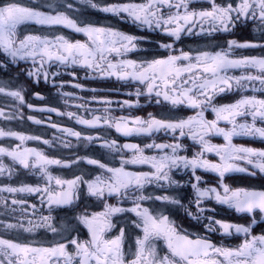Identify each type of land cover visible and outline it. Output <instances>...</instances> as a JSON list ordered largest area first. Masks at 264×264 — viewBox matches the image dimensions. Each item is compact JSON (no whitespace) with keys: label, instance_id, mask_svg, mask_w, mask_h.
Segmentation results:
<instances>
[{"label":"snow or ice","instance_id":"6c2138e0","mask_svg":"<svg viewBox=\"0 0 264 264\" xmlns=\"http://www.w3.org/2000/svg\"><path fill=\"white\" fill-rule=\"evenodd\" d=\"M78 70L127 98L97 96ZM42 83L63 108L29 101L47 99ZM141 98L159 113L136 114ZM25 117L51 139L12 126ZM0 121V264H264V190L230 183L264 179V147L234 142L264 143V0H4ZM21 169L35 182H14Z\"/></svg>","mask_w":264,"mask_h":264},{"label":"flooded vegetation","instance_id":"af4514ba","mask_svg":"<svg viewBox=\"0 0 264 264\" xmlns=\"http://www.w3.org/2000/svg\"><path fill=\"white\" fill-rule=\"evenodd\" d=\"M4 0H0V3H3ZM23 3H31V0H22ZM36 6V5H33ZM88 19H91L93 22H99V23H109L112 24L114 27L120 28L123 31L126 32H132L135 34H139V30L136 29L133 25L131 24H126L121 22L120 20L116 19V18H111V17H104L103 14H94L88 17ZM67 31V30H64ZM70 35H74V34H70ZM149 38L154 39L156 37V34L152 33V34H148ZM253 36L252 33V29L249 28L247 31L244 32H237L236 35L233 37L235 39L240 40L241 42L245 39H251ZM196 38H188L186 37L183 43V47H189V46H195L194 45V41ZM253 53L256 55H260V51L259 50H253ZM79 71V75L81 77V83H83L85 85L86 88H96L98 89V92L96 93L97 96L100 97H110L112 100H123L126 99L127 97L124 95L125 92L129 91L128 88L126 87H121L120 84L118 82L115 81V79H93V80H84V72L83 70H78ZM65 81H71L72 78L70 76H65L64 77ZM38 90L47 98L46 100H38L35 99L34 96L29 95L28 99L31 103L37 105V106H45L48 104H52L54 106L63 108L64 105L60 102V97L57 95L56 89L52 88L51 85H44L43 83L39 86ZM66 91L69 92H73L77 95H83L85 97L86 100H91L93 93L91 92H84V93H80L78 90L76 89H72L70 86H67L65 88ZM132 99H135L134 97ZM234 98L229 96V97H224L222 98L221 102H232ZM75 101L69 100V103L72 104ZM141 104L144 105V107L142 109L139 110H133L134 112H136V114L141 115L146 117L147 114L149 112H154V113H159V109L155 106V105H148L146 99L141 98ZM89 107H99L96 104H90ZM25 113L28 112L27 109L24 110ZM186 114H192L190 110H185ZM117 115L119 114V112L116 113ZM33 115L37 116L38 118H43V114L36 112L33 113ZM52 115V120L56 121V122H60L64 125L70 126L74 129L79 130L80 126L76 125L74 121H69L66 117L64 118H60V117H56L55 114H51ZM208 118H212L211 113H208ZM0 123H3L2 121H0ZM13 127H16L22 131L25 132H30V133H34V134H38L41 136H46L47 138L51 139L52 135L54 134L55 130L54 129H50L47 127H43V126H37V125H33L31 124L30 121L27 120V118L25 117L24 122L21 124L19 122H15L13 125ZM111 135L114 137H117V134L114 132V130L111 132ZM121 142H141L139 140H137L136 138H130L129 140H125V138L123 137H117ZM213 142L215 143H223L221 138H214ZM235 143L238 144H245L246 146H251V147H264V143H262L259 140L256 141H251L247 138H239L237 140L234 141ZM0 143H4L3 141H0ZM29 146L32 147H38L40 149H45V146L42 144H38L37 142H29ZM50 154L52 155H56V156H60V155H64V156H68L70 155V151L66 150V149H61L59 152H51V150H48ZM79 151L82 153L84 151V149L81 147L79 149ZM213 160H215V157H212ZM57 171V170H54ZM65 174L66 175H71L70 172H67L65 170ZM35 177H33L31 174L24 172V170H20V176L18 178V181H14V182H19V181H28V182H35ZM230 183L237 185V186H245V187H254L257 190H264V179H261L259 177L257 178H253V177H244L240 174H237L233 180L230 181ZM220 216H224L230 220H232L233 222H241V218L236 216L234 213H229L228 210H223L219 213Z\"/></svg>","mask_w":264,"mask_h":264}]
</instances>
